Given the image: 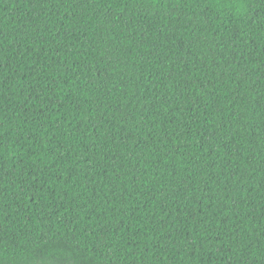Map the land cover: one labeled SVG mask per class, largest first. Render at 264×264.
Listing matches in <instances>:
<instances>
[{
    "label": "trees",
    "instance_id": "trees-1",
    "mask_svg": "<svg viewBox=\"0 0 264 264\" xmlns=\"http://www.w3.org/2000/svg\"><path fill=\"white\" fill-rule=\"evenodd\" d=\"M0 264H264V0H0Z\"/></svg>",
    "mask_w": 264,
    "mask_h": 264
}]
</instances>
